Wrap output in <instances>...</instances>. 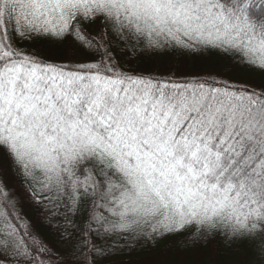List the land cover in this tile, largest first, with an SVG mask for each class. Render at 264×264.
Instances as JSON below:
<instances>
[{"label": "snow or ice", "instance_id": "6c2138e0", "mask_svg": "<svg viewBox=\"0 0 264 264\" xmlns=\"http://www.w3.org/2000/svg\"><path fill=\"white\" fill-rule=\"evenodd\" d=\"M0 264H264V0H0Z\"/></svg>", "mask_w": 264, "mask_h": 264}]
</instances>
